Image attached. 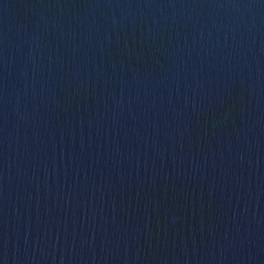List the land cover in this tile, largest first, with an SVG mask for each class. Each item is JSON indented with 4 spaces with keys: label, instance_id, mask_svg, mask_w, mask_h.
Masks as SVG:
<instances>
[{
    "label": "water",
    "instance_id": "1",
    "mask_svg": "<svg viewBox=\"0 0 264 264\" xmlns=\"http://www.w3.org/2000/svg\"><path fill=\"white\" fill-rule=\"evenodd\" d=\"M0 264H264V0H0Z\"/></svg>",
    "mask_w": 264,
    "mask_h": 264
}]
</instances>
